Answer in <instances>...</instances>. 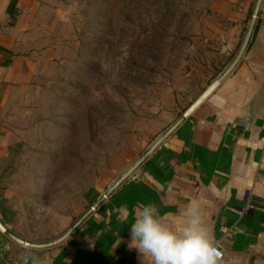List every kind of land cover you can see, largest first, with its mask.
<instances>
[{
    "label": "crops",
    "instance_id": "obj_1",
    "mask_svg": "<svg viewBox=\"0 0 264 264\" xmlns=\"http://www.w3.org/2000/svg\"><path fill=\"white\" fill-rule=\"evenodd\" d=\"M73 1L0 0V221L31 243L37 241L21 234L39 233L35 220L41 212L48 220L42 233H52L51 214L43 205L50 181H42L38 195L20 187L23 171L34 169L33 163L25 164L30 150H45L44 142L32 141V125L19 124L25 122L24 103L34 100L32 93L64 74L76 58L70 38ZM257 1L223 2L202 40L203 66L208 68L205 91L184 110L179 108L184 96L180 91L197 86V69L203 67L196 61L187 64L186 77H178L177 87L167 90L157 116L148 120L152 126L145 135L141 132L139 152L124 160L125 173L231 66L245 42ZM64 144L60 139V153ZM263 150L264 0L248 48L233 72L86 223L49 249L24 247L0 231V264H11L13 257L20 258V264H142L136 249L129 247L135 212L152 203L164 219L175 223L194 199L204 207L220 264H264ZM64 230L53 234H65Z\"/></svg>",
    "mask_w": 264,
    "mask_h": 264
},
{
    "label": "rangeland",
    "instance_id": "obj_2",
    "mask_svg": "<svg viewBox=\"0 0 264 264\" xmlns=\"http://www.w3.org/2000/svg\"><path fill=\"white\" fill-rule=\"evenodd\" d=\"M223 2L73 1L70 38L77 48L76 58L64 74L41 86L40 93L33 92L34 100L28 97L23 108L26 119L19 124L32 125V141L44 142V152L36 148L26 157L25 164L33 163L34 169L23 171L20 187L38 195L44 188L42 181H50L43 205L51 214L52 233H42L48 220L41 212L35 220L39 233L24 232L23 237H32L38 244L57 241L125 174L124 160L139 152L141 132L145 135L152 126L148 120L157 116L167 90L177 87L178 77H186L187 64L196 61L203 66L202 40ZM197 70V86L180 91L181 110L206 89L203 76L208 68ZM60 139L65 143L61 153ZM59 229H65V234L54 235Z\"/></svg>",
    "mask_w": 264,
    "mask_h": 264
},
{
    "label": "clouds",
    "instance_id": "obj_3",
    "mask_svg": "<svg viewBox=\"0 0 264 264\" xmlns=\"http://www.w3.org/2000/svg\"><path fill=\"white\" fill-rule=\"evenodd\" d=\"M130 248L142 264H220L221 254L208 226L201 201L194 199L175 223L152 203L138 209L130 224Z\"/></svg>",
    "mask_w": 264,
    "mask_h": 264
},
{
    "label": "water",
    "instance_id": "obj_4",
    "mask_svg": "<svg viewBox=\"0 0 264 264\" xmlns=\"http://www.w3.org/2000/svg\"><path fill=\"white\" fill-rule=\"evenodd\" d=\"M263 3V0H258L256 8L254 10L251 23L249 26V30L245 39V42L237 56V58L234 60V62L231 64V66L226 70V72L201 96V98L182 116V118L164 135L162 136L155 144L148 150V152L141 157L140 160H138L114 185L113 187L107 191L106 194H104L96 203L94 206L91 207V209L87 212V214L81 218L75 226L64 236L59 238L57 241H53L46 244H38V243H31L22 240L18 236L11 233L9 230L6 229V227L2 224L0 221V231L11 238L13 241L17 242L18 244L27 247V248H34V249H49L56 247L63 242H65L69 237L74 234L82 225L85 223L102 205L105 203L133 174L135 171L138 170V168L145 162V160L150 157V155L159 148L170 136L171 134L220 86V84L233 72V70L236 68L242 57L244 56L248 45L251 40V36L254 30V27L256 25L260 8Z\"/></svg>",
    "mask_w": 264,
    "mask_h": 264
},
{
    "label": "built area",
    "instance_id": "obj_5",
    "mask_svg": "<svg viewBox=\"0 0 264 264\" xmlns=\"http://www.w3.org/2000/svg\"><path fill=\"white\" fill-rule=\"evenodd\" d=\"M263 158H264V150H263ZM21 259L18 257H13L11 264H20Z\"/></svg>",
    "mask_w": 264,
    "mask_h": 264
}]
</instances>
